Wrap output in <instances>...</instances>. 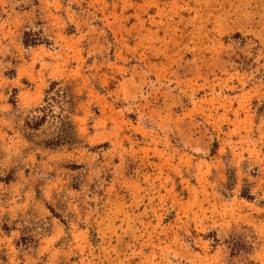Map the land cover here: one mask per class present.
<instances>
[{
  "label": "rangeland",
  "instance_id": "obj_1",
  "mask_svg": "<svg viewBox=\"0 0 264 264\" xmlns=\"http://www.w3.org/2000/svg\"><path fill=\"white\" fill-rule=\"evenodd\" d=\"M0 264H264V0H0Z\"/></svg>",
  "mask_w": 264,
  "mask_h": 264
},
{
  "label": "trees",
  "instance_id": "obj_2",
  "mask_svg": "<svg viewBox=\"0 0 264 264\" xmlns=\"http://www.w3.org/2000/svg\"><path fill=\"white\" fill-rule=\"evenodd\" d=\"M45 100H46V101L48 100L47 96L45 97ZM49 105H51V103H49ZM38 118H39V117H37V118L34 120V125H40V124L44 121V119H45L44 116H42V118L40 119V121H38V120H37ZM58 143H59L58 138H53L52 140H49V141H48L47 145H50V144L58 145Z\"/></svg>",
  "mask_w": 264,
  "mask_h": 264
}]
</instances>
